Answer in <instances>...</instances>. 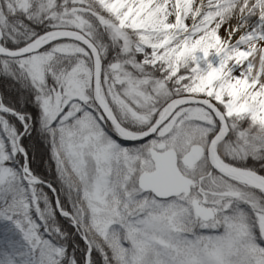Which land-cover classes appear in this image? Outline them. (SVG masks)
Returning <instances> with one entry per match:
<instances>
[{"label": "snow or ice", "instance_id": "snow-or-ice-1", "mask_svg": "<svg viewBox=\"0 0 264 264\" xmlns=\"http://www.w3.org/2000/svg\"><path fill=\"white\" fill-rule=\"evenodd\" d=\"M0 264H264V0H0Z\"/></svg>", "mask_w": 264, "mask_h": 264}]
</instances>
